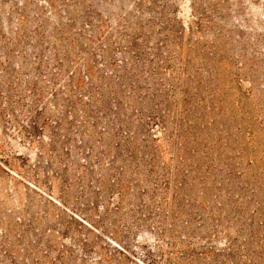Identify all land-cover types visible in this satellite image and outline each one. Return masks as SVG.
Here are the masks:
<instances>
[{"label": "rangeland", "instance_id": "rangeland-1", "mask_svg": "<svg viewBox=\"0 0 264 264\" xmlns=\"http://www.w3.org/2000/svg\"><path fill=\"white\" fill-rule=\"evenodd\" d=\"M76 74L59 144L0 120V264H264V0H0V101Z\"/></svg>", "mask_w": 264, "mask_h": 264}, {"label": "trees", "instance_id": "trees-1", "mask_svg": "<svg viewBox=\"0 0 264 264\" xmlns=\"http://www.w3.org/2000/svg\"><path fill=\"white\" fill-rule=\"evenodd\" d=\"M36 57V56H35ZM39 64H41V61H39ZM12 62H8V66L2 68V70L5 73H9L11 72V74L15 73V66L12 68ZM88 77V76H87ZM17 79V78H16ZM55 80V76L53 75L51 77V79H49L50 81ZM14 82L17 81L15 80V76L13 77ZM1 82L0 81V92L2 91V87H1ZM71 82V84H70ZM84 80H82L80 78L79 75H72L70 77V81H69V88H68V95L66 97H64L62 99V102L59 101V98L57 96V94L52 93V97L53 99L51 100L53 105L58 109V113L59 116L54 120V121H50L53 120L51 119V116L48 115V111H47V107L44 106L45 104H42L40 102V100L42 99V94L43 92H41V88L38 87V83L35 82V84H33V88L36 87V90H31L32 92V97H33V101L32 104L28 107L26 106V104H24V102H21L19 98H16L17 95L16 94H11L12 96H14V98L12 97H5L2 96L1 97V101H0V120L3 123H7V124H13V123H17L16 122V118L19 116V113L22 111V108L25 107L24 109H27V111L29 113L32 112V116L30 118H28L29 123H27V128H28V133H29V137H33V135H35L38 131H40V129H45L47 126H50L51 123L53 122L56 126H51L53 128V130L51 131V134L49 136V139L51 140L52 145H56L59 144V135L57 133L56 130L54 129H66V132H69L70 128L73 126L75 128L76 123L75 121V116L77 114H79V109L81 108V106H85L86 102H85V89H84V85H83ZM13 87L16 89V87L13 85ZM89 92V91H88ZM16 93H18V90L16 89ZM37 93V94H36ZM90 97H92V99L95 97L96 101L99 102V98L98 96L100 95V93L97 94V91H95L94 93L92 91L89 92ZM93 93V94H92ZM124 98L129 99L130 97L128 95H126ZM5 99V105H7L6 108H4V106H2L3 100ZM116 103L115 104H111L112 108V112L113 114H115V116H118V119L120 118L119 116V110L121 108V106L123 105V100L120 99H116ZM42 104V106H40ZM28 107V108H26ZM82 112L85 113V110L83 108H81ZM115 110V111H114ZM118 110V111H117ZM65 115H70L71 117V121L68 120V117ZM8 117V118H7ZM65 121H69V123H64ZM81 123L84 122L83 120H81ZM96 123H98V118H96ZM6 124V125H7ZM65 124H68V128H63L65 126ZM14 125V124H13ZM25 127V126H23ZM81 127V125H79V128ZM80 131V130H79ZM80 134H83L82 131L79 132ZM131 145H133L130 141H128L126 143V146H123L122 144H120L119 149H123V147H131ZM132 151H129V154H133L134 152V146H132ZM120 152V151H119ZM68 154V153H67ZM87 157V156H86ZM134 157V156H133ZM148 162V165L150 167L149 172L150 173H155V159L154 157L150 158L149 160H146ZM109 170L108 171H112L110 179L112 180L113 185L111 186H120L119 190L116 191V194L118 197H120L121 195H124L125 192H122L121 188L123 189V187H125V185H123L125 183V176H124V172L126 171V168H129V164L127 162H124L122 160L121 157H119V155L113 156V158L110 159L109 161ZM146 163V162H145ZM121 164V165H120ZM136 165V164H135ZM86 169H89V167H86ZM166 175V173H162L161 177H164ZM170 182H171V178L168 177L165 180V189H168L170 186ZM136 187V186H135ZM118 189V188H117ZM118 208V207H117ZM123 250L125 248H122Z\"/></svg>", "mask_w": 264, "mask_h": 264}]
</instances>
